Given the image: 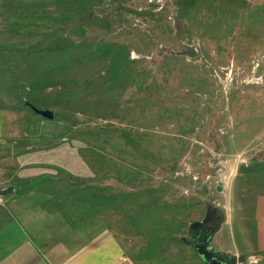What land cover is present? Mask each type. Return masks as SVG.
<instances>
[{
  "label": "rangeland",
  "instance_id": "1",
  "mask_svg": "<svg viewBox=\"0 0 264 264\" xmlns=\"http://www.w3.org/2000/svg\"><path fill=\"white\" fill-rule=\"evenodd\" d=\"M7 188L77 222L112 208L183 248L226 200L249 207L264 193V0H0Z\"/></svg>",
  "mask_w": 264,
  "mask_h": 264
},
{
  "label": "crops",
  "instance_id": "2",
  "mask_svg": "<svg viewBox=\"0 0 264 264\" xmlns=\"http://www.w3.org/2000/svg\"><path fill=\"white\" fill-rule=\"evenodd\" d=\"M222 205L210 249L233 264H264V193L249 207ZM71 219L30 194L0 196V264H196L179 233L145 234L112 208Z\"/></svg>",
  "mask_w": 264,
  "mask_h": 264
},
{
  "label": "water",
  "instance_id": "3",
  "mask_svg": "<svg viewBox=\"0 0 264 264\" xmlns=\"http://www.w3.org/2000/svg\"><path fill=\"white\" fill-rule=\"evenodd\" d=\"M34 112L48 120L53 118V112L50 110H37ZM12 188L1 189L0 196H7L12 194ZM220 221L216 219L215 222L206 225V232L201 233L199 224H193L190 229V241L186 242L187 246L193 248L205 264H233V260L210 249L211 238L216 230V225Z\"/></svg>",
  "mask_w": 264,
  "mask_h": 264
}]
</instances>
